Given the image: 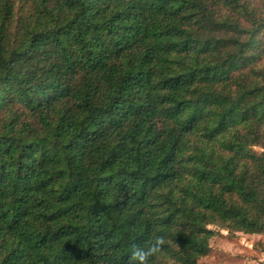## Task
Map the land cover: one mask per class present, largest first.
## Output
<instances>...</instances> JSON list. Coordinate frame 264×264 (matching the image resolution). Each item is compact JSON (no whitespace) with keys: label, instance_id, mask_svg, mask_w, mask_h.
I'll use <instances>...</instances> for the list:
<instances>
[{"label":"trees","instance_id":"trees-1","mask_svg":"<svg viewBox=\"0 0 264 264\" xmlns=\"http://www.w3.org/2000/svg\"><path fill=\"white\" fill-rule=\"evenodd\" d=\"M264 0H0V264H197L264 237Z\"/></svg>","mask_w":264,"mask_h":264},{"label":"rangeland","instance_id":"rangeland-1","mask_svg":"<svg viewBox=\"0 0 264 264\" xmlns=\"http://www.w3.org/2000/svg\"><path fill=\"white\" fill-rule=\"evenodd\" d=\"M253 151L264 153V147L255 146ZM211 229L215 233L209 241L210 250L197 264H264L263 236L228 233L218 227Z\"/></svg>","mask_w":264,"mask_h":264},{"label":"clouds","instance_id":"clouds-1","mask_svg":"<svg viewBox=\"0 0 264 264\" xmlns=\"http://www.w3.org/2000/svg\"><path fill=\"white\" fill-rule=\"evenodd\" d=\"M162 243L163 237L155 235L146 246L132 245L130 257L135 261V264H149V257L160 251Z\"/></svg>","mask_w":264,"mask_h":264}]
</instances>
